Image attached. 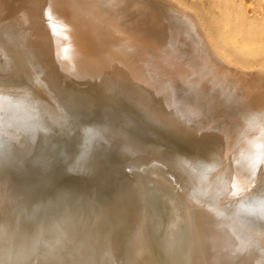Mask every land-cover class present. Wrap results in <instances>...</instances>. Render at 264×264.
I'll use <instances>...</instances> for the list:
<instances>
[{"label":"bare ground","instance_id":"obj_1","mask_svg":"<svg viewBox=\"0 0 264 264\" xmlns=\"http://www.w3.org/2000/svg\"><path fill=\"white\" fill-rule=\"evenodd\" d=\"M0 264H264V69L178 0H0Z\"/></svg>","mask_w":264,"mask_h":264},{"label":"rangeland","instance_id":"obj_2","mask_svg":"<svg viewBox=\"0 0 264 264\" xmlns=\"http://www.w3.org/2000/svg\"><path fill=\"white\" fill-rule=\"evenodd\" d=\"M178 1L197 13L204 27L209 31L212 42L231 64L245 70L253 68L264 69V0ZM225 3L227 8H231L230 11L224 10L223 5ZM235 8H239L246 19L243 31L238 33L234 32V29L238 26L235 18L237 9ZM247 25L252 26V28L246 32L249 27ZM221 40L227 42L228 45L222 46ZM53 173L55 175L57 173L65 175L66 172L54 165ZM74 179L79 180L77 178ZM76 186L72 187V192L63 193L66 195V199L62 203L64 206L69 207L72 202H75V204L79 202L80 205L86 206V200H89L86 197H88V194L91 196L93 192L86 194L85 191H81L80 189L83 186L81 183L78 185L79 188L81 187L80 189ZM70 209L75 210L74 208Z\"/></svg>","mask_w":264,"mask_h":264}]
</instances>
